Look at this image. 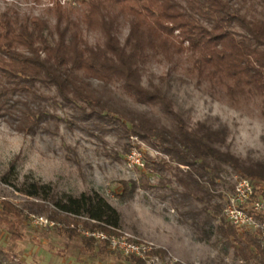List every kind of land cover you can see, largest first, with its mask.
Masks as SVG:
<instances>
[{
    "label": "rangeland",
    "instance_id": "374dc122",
    "mask_svg": "<svg viewBox=\"0 0 264 264\" xmlns=\"http://www.w3.org/2000/svg\"><path fill=\"white\" fill-rule=\"evenodd\" d=\"M54 1L0 0V21L2 16L17 15L21 20L38 16L46 24V37L52 39ZM57 1L79 21L83 38L90 44L102 43L100 32L86 28L81 20L82 0ZM102 10L122 44L132 25L141 31L136 63L139 81L165 96L171 109L165 111L156 100L139 101L118 78L104 82L88 71L75 73L104 103L133 115L146 127L173 131L199 160L219 164L222 172L212 193L223 197L235 178L264 161V93L253 89L242 73L232 75L212 64L197 66L200 53L187 50L177 31L170 33L154 25L136 4L102 0ZM252 14L264 17L259 8ZM50 111L56 117L51 120L57 126L55 133L38 129L23 134L12 127L9 118L0 116V202L13 205L20 214L18 239L11 238L5 223L0 224V248L15 264H133L128 259L133 256L86 236L84 230L99 228L84 227L85 217L57 212L52 202L20 193L17 188L23 182L48 184L56 196L99 192L120 213L118 228L153 243V248L163 251H155L163 261L259 264L254 254L247 261L241 259L236 253L238 243L218 234L210 206L222 198L214 196L208 202L195 182L184 187L173 170L157 174L147 168L150 160L169 161L150 141L135 134L126 136L115 126H103L97 133L91 129V120L79 119L73 107L58 102ZM188 131L201 136L212 153L188 137ZM32 214L46 217L51 224H33ZM6 217L15 220L12 215ZM66 229L76 233L68 235ZM85 238L93 242L90 249L84 246Z\"/></svg>",
    "mask_w": 264,
    "mask_h": 264
},
{
    "label": "trees",
    "instance_id": "16d2710c",
    "mask_svg": "<svg viewBox=\"0 0 264 264\" xmlns=\"http://www.w3.org/2000/svg\"><path fill=\"white\" fill-rule=\"evenodd\" d=\"M112 1L134 3L138 11L151 18L158 28L170 33L177 31L186 42L187 50L200 53L197 66L212 64L232 75L242 73L253 89L264 93V17L252 14L258 8L264 12V0ZM82 3V22L86 28L100 32L102 43L90 44L83 38L79 21L72 19L57 0L52 3L55 13L52 39L46 37V24L38 16L23 20L17 15L1 17L0 116L9 118L12 127L23 134H32L38 129L55 133L57 126H53L51 120L56 117L50 108L57 102L71 106L79 119L92 121L91 129L97 133L103 126H115L126 136L135 134L150 141L152 147L169 159L150 160L147 168L153 173L173 170L179 185L185 187L190 181L195 182L208 202L214 196L223 199L221 193H212L215 181L222 172L219 164L199 160L173 131L146 127L133 115L104 103L93 88L75 73L76 70L88 71L104 82L111 77L118 78L139 101L156 100L165 111L171 109L165 96L139 81L136 63L137 52L141 48V31L135 30L132 25L122 44L112 33L102 10V0H82ZM52 128L54 132H51ZM186 135L212 153L201 136L191 131ZM170 162H174L175 166H171ZM176 171L182 172V175ZM241 175L254 183L256 194L264 193V161L247 168ZM159 182L162 183V180ZM17 190L29 197L52 202L57 212L85 217L88 222H84V227L111 231V227L118 228L120 225L118 210L95 190L56 196L48 184L39 182H23ZM171 194L177 196V193ZM0 203V224L5 223L11 238L18 239L20 214L13 205L5 201ZM222 206V201L210 206L218 221V234L225 239L233 238L238 243L236 253L241 259L247 261L254 254L258 263L264 264V247L260 246L257 237L252 233L238 232L226 222L221 216ZM6 215L14 216L15 220L8 219ZM64 232L68 235L76 233L73 229ZM83 242L87 249L93 245L92 240L87 238ZM155 251L163 253L159 248ZM128 259L133 264H143L139 258ZM13 261L0 248V264H15Z\"/></svg>",
    "mask_w": 264,
    "mask_h": 264
},
{
    "label": "built area",
    "instance_id": "2783aa9c",
    "mask_svg": "<svg viewBox=\"0 0 264 264\" xmlns=\"http://www.w3.org/2000/svg\"><path fill=\"white\" fill-rule=\"evenodd\" d=\"M135 155L134 152H131ZM136 163L143 165L136 158ZM222 216L226 222L234 226L238 232H251L264 247V193L256 194L254 183L243 176L235 178L230 190L223 196ZM35 225H50L51 222L42 215H31ZM83 233L98 241L108 243L110 249L125 256L141 259L144 264H189L179 263L176 258L161 260L153 248V243L142 240L133 233L120 228L111 227V232L103 230H84Z\"/></svg>",
    "mask_w": 264,
    "mask_h": 264
}]
</instances>
